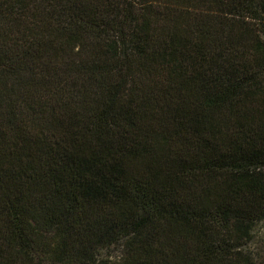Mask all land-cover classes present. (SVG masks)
Masks as SVG:
<instances>
[{
  "label": "trees",
  "instance_id": "trees-1",
  "mask_svg": "<svg viewBox=\"0 0 264 264\" xmlns=\"http://www.w3.org/2000/svg\"><path fill=\"white\" fill-rule=\"evenodd\" d=\"M261 162L264 0H0V264H257Z\"/></svg>",
  "mask_w": 264,
  "mask_h": 264
},
{
  "label": "rangeland",
  "instance_id": "rangeland-1",
  "mask_svg": "<svg viewBox=\"0 0 264 264\" xmlns=\"http://www.w3.org/2000/svg\"><path fill=\"white\" fill-rule=\"evenodd\" d=\"M254 166L264 170L263 162ZM235 246L238 250L248 252L256 260L257 264H264V225L261 222H255L250 227L248 235L242 237ZM101 253L103 254V252ZM110 255L117 257L119 253L115 249H112Z\"/></svg>",
  "mask_w": 264,
  "mask_h": 264
}]
</instances>
